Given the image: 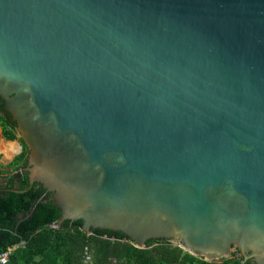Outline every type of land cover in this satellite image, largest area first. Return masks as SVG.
Returning a JSON list of instances; mask_svg holds the SVG:
<instances>
[{
	"label": "water",
	"instance_id": "1",
	"mask_svg": "<svg viewBox=\"0 0 264 264\" xmlns=\"http://www.w3.org/2000/svg\"><path fill=\"white\" fill-rule=\"evenodd\" d=\"M0 101L55 224L264 264V0H0Z\"/></svg>",
	"mask_w": 264,
	"mask_h": 264
},
{
	"label": "trees",
	"instance_id": "2",
	"mask_svg": "<svg viewBox=\"0 0 264 264\" xmlns=\"http://www.w3.org/2000/svg\"><path fill=\"white\" fill-rule=\"evenodd\" d=\"M0 134L5 141L16 140L14 125L2 110ZM8 165H0V254L11 249L7 264H240L237 259L205 262L176 245L150 240L144 248L134 247L126 238L80 231L71 223L55 224L51 201L38 184L28 186L20 171L27 150ZM11 173V175H9Z\"/></svg>",
	"mask_w": 264,
	"mask_h": 264
},
{
	"label": "crops",
	"instance_id": "3",
	"mask_svg": "<svg viewBox=\"0 0 264 264\" xmlns=\"http://www.w3.org/2000/svg\"><path fill=\"white\" fill-rule=\"evenodd\" d=\"M9 143H12V144H15L16 147L20 146V143L18 142V140H14V141H5L2 137H1V134H0V165L2 167H5L6 165H8L10 163V161L16 156L19 154V152L21 151H17V152H14V151H11V152H4L2 150L3 146L6 145V144H9ZM4 144V145H3Z\"/></svg>",
	"mask_w": 264,
	"mask_h": 264
},
{
	"label": "built area",
	"instance_id": "4",
	"mask_svg": "<svg viewBox=\"0 0 264 264\" xmlns=\"http://www.w3.org/2000/svg\"><path fill=\"white\" fill-rule=\"evenodd\" d=\"M11 249H7L4 253L0 254V264H7V256L10 253ZM90 258L89 255L83 254V264H89Z\"/></svg>",
	"mask_w": 264,
	"mask_h": 264
},
{
	"label": "bare ground",
	"instance_id": "5",
	"mask_svg": "<svg viewBox=\"0 0 264 264\" xmlns=\"http://www.w3.org/2000/svg\"><path fill=\"white\" fill-rule=\"evenodd\" d=\"M2 150L4 152H11V151L17 152L18 151V147H16L15 144L9 143V144L4 145Z\"/></svg>",
	"mask_w": 264,
	"mask_h": 264
},
{
	"label": "rangeland",
	"instance_id": "6",
	"mask_svg": "<svg viewBox=\"0 0 264 264\" xmlns=\"http://www.w3.org/2000/svg\"><path fill=\"white\" fill-rule=\"evenodd\" d=\"M9 175H11V173H9Z\"/></svg>",
	"mask_w": 264,
	"mask_h": 264
}]
</instances>
